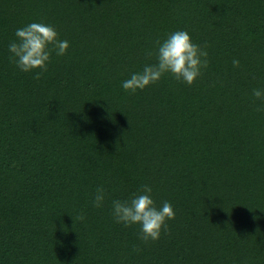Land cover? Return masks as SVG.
<instances>
[{"label":"trees","instance_id":"trees-1","mask_svg":"<svg viewBox=\"0 0 264 264\" xmlns=\"http://www.w3.org/2000/svg\"><path fill=\"white\" fill-rule=\"evenodd\" d=\"M33 22L70 45L39 80L8 49ZM178 30L208 45L203 75L125 91ZM253 89H264V0H0V264H264ZM145 184L175 210L170 235L148 244L112 216Z\"/></svg>","mask_w":264,"mask_h":264},{"label":"clouds","instance_id":"clouds-1","mask_svg":"<svg viewBox=\"0 0 264 264\" xmlns=\"http://www.w3.org/2000/svg\"><path fill=\"white\" fill-rule=\"evenodd\" d=\"M15 37L8 46L10 60L22 72L38 70L34 76L36 80L47 72L53 51L57 56H64L70 47L67 40L59 38L55 26L43 22H33L16 29ZM155 43V50L147 51L146 55L155 56L157 62L145 65L142 72L134 73L130 79L125 80L122 83L125 91L134 94L137 90L158 83L165 75L191 86L209 66L208 45L194 43L187 31H175L163 42L157 40ZM232 64L238 68L240 61L233 59ZM252 96L261 101L255 110L264 112V89H253ZM152 191V187L145 184L129 199L112 201V216L115 222L122 223L125 227L139 225L138 238L145 244L158 241L162 233L170 235L168 221L175 219L172 204L164 201L157 207L152 198ZM105 198L106 189L98 186L93 196L94 207H102ZM77 219L83 221L85 217L81 214Z\"/></svg>","mask_w":264,"mask_h":264}]
</instances>
